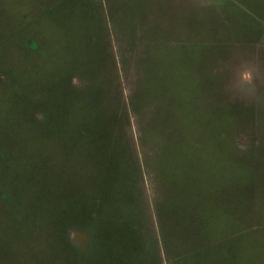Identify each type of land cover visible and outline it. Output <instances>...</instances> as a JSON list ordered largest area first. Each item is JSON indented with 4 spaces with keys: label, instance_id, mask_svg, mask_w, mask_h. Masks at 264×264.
<instances>
[{
    "label": "rangeland",
    "instance_id": "rangeland-1",
    "mask_svg": "<svg viewBox=\"0 0 264 264\" xmlns=\"http://www.w3.org/2000/svg\"><path fill=\"white\" fill-rule=\"evenodd\" d=\"M0 264H264V0H0Z\"/></svg>",
    "mask_w": 264,
    "mask_h": 264
}]
</instances>
